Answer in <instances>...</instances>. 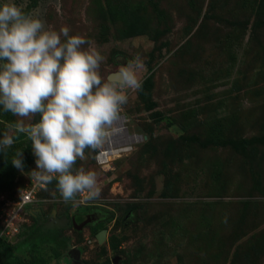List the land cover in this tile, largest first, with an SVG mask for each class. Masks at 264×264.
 Instances as JSON below:
<instances>
[{
  "label": "rangeland",
  "instance_id": "rangeland-1",
  "mask_svg": "<svg viewBox=\"0 0 264 264\" xmlns=\"http://www.w3.org/2000/svg\"><path fill=\"white\" fill-rule=\"evenodd\" d=\"M12 2L89 41L104 80L139 55L142 88L118 118L130 149L105 163L86 149L74 170L93 171L99 194L70 201L32 175L12 126L33 118L0 106V138H14L0 151V264H13L5 247L21 264H264V0Z\"/></svg>",
  "mask_w": 264,
  "mask_h": 264
},
{
  "label": "clouds",
  "instance_id": "clouds-1",
  "mask_svg": "<svg viewBox=\"0 0 264 264\" xmlns=\"http://www.w3.org/2000/svg\"><path fill=\"white\" fill-rule=\"evenodd\" d=\"M70 29L47 30L44 22L25 13L12 0L0 3V106L14 116L40 115L39 122L12 127L32 143L37 169L33 177L41 183L57 181L65 201L87 192L96 197V174L74 170L85 150L103 147L128 101L127 91L142 88L137 55L107 80L100 75L104 57ZM63 37V40H62ZM14 138L4 134L0 151L11 147ZM23 152L12 164L23 168Z\"/></svg>",
  "mask_w": 264,
  "mask_h": 264
},
{
  "label": "built area",
  "instance_id": "built-area-1",
  "mask_svg": "<svg viewBox=\"0 0 264 264\" xmlns=\"http://www.w3.org/2000/svg\"><path fill=\"white\" fill-rule=\"evenodd\" d=\"M123 130V129H122ZM114 131H113V129L111 130V134H110V136L108 137V139L106 140V142H105V144L103 145V147L102 148H100V150L96 153V155H95V161L97 162V163H105V162H107V160L110 158V157H112V156H115V155H118L120 152H122V151H124V149L125 148H127V143H129V142H124V141H119L118 139L120 138V137H124L122 134L121 135H116L115 136V139H114V141L112 140V142L114 143V144H116V143H118L119 145H117V146H114L113 148L114 149H118V151L115 153V154H113L112 152H111V141H110V138H112L113 139V137H114V133H113ZM117 140V141H116ZM33 193H34V190H33V188H31V189H28V190H26V191H23V193L21 194V196H20V198H19V200L15 203V206H17V207H21V206H25V205H29L32 201H33ZM14 215H16V213L14 212V213H10L8 216L10 217V218H12ZM6 226H7V228H8V226L9 225H7L6 224Z\"/></svg>",
  "mask_w": 264,
  "mask_h": 264
},
{
  "label": "bare ground",
  "instance_id": "bare-ground-1",
  "mask_svg": "<svg viewBox=\"0 0 264 264\" xmlns=\"http://www.w3.org/2000/svg\"><path fill=\"white\" fill-rule=\"evenodd\" d=\"M113 131H114V132H113V133H114V137H113V139L110 138V141H111V152H112L113 154H115V153L118 151V149H114L113 147L119 145L118 143L114 144V143L112 142V140L114 141L115 136H116V135H121V134H122L123 136H125V141H124V142H129V141H130V138L126 137L127 135L124 134V130H122V128L120 127V124H119V120H118V119L114 122ZM113 145H114V146H113ZM127 147H128V149H130L129 146H127ZM124 151H125V150H124ZM115 157H116V156H115Z\"/></svg>",
  "mask_w": 264,
  "mask_h": 264
},
{
  "label": "water",
  "instance_id": "water-1",
  "mask_svg": "<svg viewBox=\"0 0 264 264\" xmlns=\"http://www.w3.org/2000/svg\"><path fill=\"white\" fill-rule=\"evenodd\" d=\"M118 72L115 73H111L109 74L106 79H109L110 77L114 76L115 74H117ZM40 120V116L39 115H35L32 119L33 124L37 123ZM84 221H86V219H84ZM104 235H105V230H101L98 233H96L95 235V239L97 240L98 243H101L104 239Z\"/></svg>",
  "mask_w": 264,
  "mask_h": 264
},
{
  "label": "trees",
  "instance_id": "trees-1",
  "mask_svg": "<svg viewBox=\"0 0 264 264\" xmlns=\"http://www.w3.org/2000/svg\"><path fill=\"white\" fill-rule=\"evenodd\" d=\"M3 255L8 256V258H11L10 260L13 262V264H21V262L19 261V259L17 257H14V256L10 255V251H9L8 247L4 248Z\"/></svg>",
  "mask_w": 264,
  "mask_h": 264
},
{
  "label": "flooded vegetation",
  "instance_id": "flooded-vegetation-1",
  "mask_svg": "<svg viewBox=\"0 0 264 264\" xmlns=\"http://www.w3.org/2000/svg\"><path fill=\"white\" fill-rule=\"evenodd\" d=\"M92 217H93V219L95 218L94 216H92V215H90V216H85V217H81V220L82 219H86L87 221L89 220H91L92 221Z\"/></svg>",
  "mask_w": 264,
  "mask_h": 264
}]
</instances>
